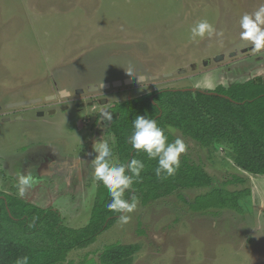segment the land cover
Wrapping results in <instances>:
<instances>
[{
  "label": "rangeland",
  "instance_id": "374dc122",
  "mask_svg": "<svg viewBox=\"0 0 264 264\" xmlns=\"http://www.w3.org/2000/svg\"><path fill=\"white\" fill-rule=\"evenodd\" d=\"M260 3L0 0V190L17 194L19 172L45 158H66L74 170L34 177L38 183L23 199L57 210L69 227L85 225L100 193L88 155L94 142L108 141L111 160L118 162L109 122L97 112L157 89L211 90L264 79V50L243 40L239 27L240 17ZM203 19L223 36L192 42L190 28ZM127 78L132 81L126 84ZM103 83L109 86L102 88ZM65 91L71 95L64 97ZM100 95L106 98L103 106L97 102ZM75 102L90 105L76 109ZM70 116L86 127H76L77 118ZM93 121L103 124L94 127ZM170 130L174 140L179 137L187 145L180 159L201 164L213 178L212 187L233 176L244 179L227 185L249 188L240 199L242 209L194 212L177 194L192 199L211 187L179 190L146 206L138 203L128 223L117 217L92 244L69 252L66 264H99L104 246L114 242L139 245L132 264H264V175L237 167L223 147L202 146Z\"/></svg>",
  "mask_w": 264,
  "mask_h": 264
},
{
  "label": "trees",
  "instance_id": "16d2710c",
  "mask_svg": "<svg viewBox=\"0 0 264 264\" xmlns=\"http://www.w3.org/2000/svg\"><path fill=\"white\" fill-rule=\"evenodd\" d=\"M110 112L109 130L114 139L118 162L133 158L144 162L140 179L135 182L134 195L142 206L175 193L197 187H211L192 199L178 193V198L191 211L230 209L240 211V199L250 194L249 188L230 189L227 185L243 183L233 176L217 187L205 168L185 157L175 174L158 179L154 169L157 161L148 159L143 151L135 152L127 143L132 120L137 114H147L165 130L168 141H174L171 128L178 129L202 146L223 147L234 164L247 173L264 175V79H250L216 86L211 90L193 91L157 89L149 93L114 103ZM87 223L69 227L60 213L52 207H40L17 194L0 190V264H15L21 256L29 264H66L74 249L92 244L96 237L110 227L118 213L107 209L111 198L99 182ZM133 195L126 191L125 199ZM138 244L114 242L104 246L98 256L99 264H132Z\"/></svg>",
  "mask_w": 264,
  "mask_h": 264
},
{
  "label": "clouds",
  "instance_id": "9594fccd",
  "mask_svg": "<svg viewBox=\"0 0 264 264\" xmlns=\"http://www.w3.org/2000/svg\"><path fill=\"white\" fill-rule=\"evenodd\" d=\"M240 37L249 41L256 51L264 50V0L252 13H244L239 20ZM223 32L217 30L215 25L203 19L190 28L189 39L198 42L199 39L221 38ZM130 75V71H127ZM142 76L139 78L141 79ZM143 79V77H142ZM100 117L107 122L112 121V114L106 109H100ZM127 143L135 152L143 151L148 159L156 160L154 169L158 179H166L175 174L180 166V155L185 153L187 145L177 137L169 142L165 130L161 128L155 119H150L147 114H137L132 120L131 134L127 137ZM91 156L94 179L101 182L108 190L111 198L106 205L109 211L118 213V219L122 224L129 222L132 213L139 203L135 197L133 185L140 179L145 164L142 160L131 158L126 163L116 164L111 160L112 146L106 140H97L93 144ZM38 183L30 172L21 171L17 174L14 187L21 198H27L30 191ZM131 190L133 195L125 199L126 191ZM28 256L16 258L15 264H29Z\"/></svg>",
  "mask_w": 264,
  "mask_h": 264
},
{
  "label": "flooded vegetation",
  "instance_id": "af4514ba",
  "mask_svg": "<svg viewBox=\"0 0 264 264\" xmlns=\"http://www.w3.org/2000/svg\"><path fill=\"white\" fill-rule=\"evenodd\" d=\"M61 94L64 96V97H68L71 95V92H61ZM61 95V96H62ZM51 97V96H49ZM100 98L97 99V102L99 104V106H103L105 105L106 103V98L104 96H99ZM37 100L36 102L39 101V99H35ZM95 100V99H94ZM35 103V102H33ZM116 103V102H114ZM113 103V104H114ZM31 104V103H30ZM112 104V105H113ZM89 106L90 105V102L88 104H83V102H75L73 104L74 107H76V109H80L82 108L83 106ZM109 106L108 108V111H110V108L111 106ZM62 109V108H61ZM39 114L41 116H43V112L38 110ZM51 114H54L55 112L54 111H50ZM99 113V112H97ZM38 114V115H39ZM14 117H18V118H21L20 115H15ZM72 117H76V116H70V119H72ZM97 117V116H96ZM77 118V117H76ZM69 120V118H68ZM81 119L80 118H77V121H76V127L80 126L81 129H83L84 127H86L85 123L83 121H80ZM94 122V121H93ZM95 123V122H94ZM78 124H81V125H78ZM103 124V121H97L93 126L96 127V126H101ZM78 125V126H77ZM110 126V122L108 123V127ZM110 131V130H109ZM108 132V131H107ZM114 152H115V144H114ZM116 155V153H115ZM67 159L66 158H45L43 161H41V163H38L37 165H33L28 172H30L33 177L35 178H46V177H52L53 174H58L59 172L61 171H69L72 169L74 170L75 167L69 163V161H66ZM77 169V167H76ZM35 171V172H34ZM39 180V179H37ZM41 185H42V182H39ZM27 201V200H26ZM39 206V205H38Z\"/></svg>",
  "mask_w": 264,
  "mask_h": 264
},
{
  "label": "water",
  "instance_id": "95a60500",
  "mask_svg": "<svg viewBox=\"0 0 264 264\" xmlns=\"http://www.w3.org/2000/svg\"><path fill=\"white\" fill-rule=\"evenodd\" d=\"M139 80H142V77H141V79L139 78ZM131 81H132L131 78H127V79L124 80V82H125L126 84H127V83H130ZM120 84H121L120 81H114V82H113V85H115V86L120 85ZM107 86H109L108 83H103V84L101 85L102 88H105V87H107ZM92 88H95V86H93ZM172 90H181V91L191 90V91H193V90H195V89H194V88H181V89H172ZM51 97H52V96H51ZM51 97H49V98H51ZM36 101H37V100L33 99V100H28V101H24V102H20V103L10 104V106L25 105V104H30V103H33V102H36Z\"/></svg>",
  "mask_w": 264,
  "mask_h": 264
}]
</instances>
